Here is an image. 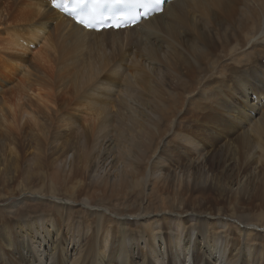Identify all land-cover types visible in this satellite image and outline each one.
<instances>
[{
    "label": "bare ground",
    "instance_id": "obj_1",
    "mask_svg": "<svg viewBox=\"0 0 264 264\" xmlns=\"http://www.w3.org/2000/svg\"><path fill=\"white\" fill-rule=\"evenodd\" d=\"M53 1L0 0V122L9 136L0 142V155L7 154L0 163V192L16 199L26 186L43 188L46 179L50 191L60 186L75 206L57 203L35 213L25 206L13 217L1 208L7 211L0 215V263L18 257L24 264H64L63 255L77 250L71 264H261L255 250L264 253L263 233L230 224L222 209L209 219L190 213L179 218L167 198H180L179 208L204 199L205 154L212 143L183 124L173 126L175 111L192 96L191 118L215 122L226 113L235 120L234 111L216 103L225 92L246 90L248 77L264 76V45L253 47L264 41V0H176L137 27L100 33L63 17L51 8ZM131 45L137 51L129 58ZM86 50L97 57L86 59L92 54ZM68 67L75 72L72 88L61 82ZM110 78L125 83L121 92ZM113 104L118 113L130 112L122 129L105 125ZM251 109L258 112L255 105ZM49 113L56 120L50 125L56 129L50 162L49 145L43 149V143L13 136L14 127L20 135L33 133ZM250 132L264 140V123L252 124ZM168 135L172 148L164 156L156 151ZM34 159L47 173L40 166L33 170ZM9 181L19 183L16 190L8 189ZM139 182L160 197L154 219L120 213L127 218L110 221L96 208L98 198L125 197ZM243 200L237 199L239 208ZM83 210L86 216L78 214ZM66 230L74 235L66 237ZM132 238L139 241L134 246ZM68 239L77 240V247L71 250Z\"/></svg>",
    "mask_w": 264,
    "mask_h": 264
},
{
    "label": "rangeland",
    "instance_id": "obj_2",
    "mask_svg": "<svg viewBox=\"0 0 264 264\" xmlns=\"http://www.w3.org/2000/svg\"><path fill=\"white\" fill-rule=\"evenodd\" d=\"M257 38L258 36L255 37V39ZM258 43L260 44H256L253 47L259 49L264 45V41H260ZM135 47L137 46L131 45L126 49L125 53L129 56V58H131V56L135 54V51H137ZM129 50H131V52H129ZM85 53L89 54L90 51L86 50ZM91 53V55L85 56L86 59H89L87 58L88 56L97 57L98 55V53L96 55V51L93 50L91 51ZM250 57V54L246 56L245 61L243 62V64H246L245 66H247V59H249ZM227 61L224 62L227 63ZM261 63L263 64V62ZM250 70H252V67L250 68ZM74 74L75 72L71 67L66 68L61 73V82L65 83L67 87L72 88ZM262 77L264 78V76L259 73L254 74V79L248 77V87L246 90L241 92L236 91L235 93H230L227 95L225 92L224 94H221V96L218 97L216 105L221 108H227L228 110L234 111L233 114L234 116H236L235 120H229L226 113L218 115V117L215 118V122L208 119H202L200 118V115L191 118L192 115L195 116L188 104V102H190V99H193L192 96L185 97V106L183 105L184 107H182L181 110L175 111V113L178 115L173 122V126L176 125V123L179 125L181 124V126L183 124L187 129L201 133L204 136L203 139H208L212 143L211 145H209L210 147L206 148L207 154H205V157L207 158L206 170L209 176V186L202 194L204 199L197 201L194 206L184 205L182 208H179L181 205L180 198L178 200L176 199L178 197L173 198V196H169L167 198V202L169 203L170 201L172 205L173 213H177L179 218L185 217L187 213H190L198 217L199 219H209L211 215L214 216L215 213L221 212L219 210L222 209L224 210V217H226L227 221L230 224H235L239 226L241 225V230H243V226H245L248 227L247 229L252 232L264 234V140L257 141V137L252 132H250V127L252 126V124L264 123V79ZM213 79L214 78H210L209 80ZM109 82L114 85H117L118 92H121L122 88H124L125 86V83H123V81L121 80H115L110 78ZM252 90H257L255 96L257 100L255 101L254 95L251 94ZM115 97H117V95ZM165 103H163V105H166ZM254 105L257 106L258 112L251 109V107ZM117 110L118 109L116 108L115 104H113L112 115L108 119H106L105 125L110 128L113 127L115 129H122L125 125H127V122L130 117V112L126 111L125 109H122V111L118 113ZM220 111H222V109H220ZM45 122L48 124H45ZM52 122L53 124H55L56 120L55 118H53L51 113H49L48 117H45L43 120L41 119L39 121L38 126L33 129V133L26 129L25 133L23 135H20V129L18 127H14L13 136L17 137V140L25 139L29 141L43 143V149H45L46 145H49V147H46L45 150L48 151L47 153H49L50 156V153L55 152L54 150L56 145H54L53 143L55 140L56 129L54 130L55 125L50 126ZM3 126L6 125L1 124L0 122V142L5 141L9 138V136L5 134L6 131H3ZM170 141L172 140H169V135L166 137V139L163 138V141L159 142V148L156 152H163L164 156H167L168 153L166 154V152L172 148V143H170ZM243 141H245L244 144H242ZM205 143H207V141ZM117 144L119 145V143ZM245 149L249 150L248 154L246 156H242V152ZM18 151L20 153H23V149L21 148ZM32 152L33 151H31V153ZM5 155L7 157V154L5 153L0 155V163L5 160ZM35 155L37 154L34 152L32 156ZM102 155L107 157L109 153L105 151L102 153ZM131 155H138V151L135 154L134 152L133 154L131 152ZM173 155L177 156L176 153H173ZM54 158L55 157L50 156V158H45V160L50 162ZM110 161H112V159H110ZM39 166L41 167V169H44L43 172L40 171L41 174L47 173L46 168L39 165L38 159H34L32 165L33 170H39ZM30 172L31 168L26 167V176H28ZM40 172L38 171V174H40ZM203 178L205 179L204 181L199 179L200 183L206 182L207 175ZM36 182H38V178ZM43 182H45L43 188H38V186H35L31 189L29 186H26V189V187H24L25 190L20 193V195L16 199H6V196L4 197L2 195V192H0V195L2 197L0 198V215L2 213L4 214L9 209L8 211L9 213H11L9 214V217H13V215H15V210L19 211L25 206L26 207L23 210L27 211L28 209L26 208L29 206L28 208L32 209L31 213H35L36 210L40 211V208L41 211H46V208L47 210H53L55 209L53 208V204L63 202H67L68 204H66L69 206H75V204L73 205L71 202L67 201L69 198L68 194H66L65 190H63L60 186H56L55 190L53 189L52 191H50V186L46 185L48 184V181L44 179ZM18 184V182L9 181L7 184L9 187L8 189L16 190ZM138 187L140 190L138 189ZM134 188L133 191H129L126 192V194H123L126 195V198L122 195L118 198H109V196L98 198L96 200L97 202L95 201V204L97 203L96 205H98V207L96 208H99L100 210L104 211L107 220L110 221H116L117 219L118 221L120 219L125 220L127 217V219L139 217L138 221H141L143 219L142 214L148 215L150 216L149 218L154 219V214L160 212L159 195L149 185L141 184V182H139L138 186ZM35 191H37L38 193ZM130 195L133 197H131ZM135 196L137 197L135 198ZM239 197L244 198L240 208L239 203L236 204V201ZM25 201L27 204L25 203ZM32 205L35 206L32 207ZM1 208H5L7 210L5 211ZM88 212V210H83V212L79 211L78 214L86 216ZM120 213H124L125 215H127V217L125 215H123L124 217L120 216ZM70 219L75 220V218ZM65 232L66 237H71L72 235H74V233H69V231L67 230ZM70 240L71 239H68V244ZM70 242L71 250L75 248V246L77 247V240H71ZM138 242L139 241L135 238L130 239V243L132 246H134ZM262 246H264V244ZM40 250L41 252L44 251L45 246ZM157 251L159 253V258L161 259L163 256L162 245L157 248ZM255 251L258 253V255H260L259 260L262 259L261 264H263L264 253H261L260 249L258 251ZM76 253H79V251L76 250L75 252H69L68 255H63V263L71 264ZM20 259L18 257L12 258L11 263L24 264L22 263V260L20 261ZM117 262L119 261L117 260ZM94 264H101V260L97 259Z\"/></svg>",
    "mask_w": 264,
    "mask_h": 264
},
{
    "label": "snow or ice",
    "instance_id": "obj_3",
    "mask_svg": "<svg viewBox=\"0 0 264 264\" xmlns=\"http://www.w3.org/2000/svg\"><path fill=\"white\" fill-rule=\"evenodd\" d=\"M54 6H56V5L54 4ZM79 7H83V5H79ZM66 11H67V9H66ZM68 14L69 15H72V12L71 11H68Z\"/></svg>",
    "mask_w": 264,
    "mask_h": 264
}]
</instances>
